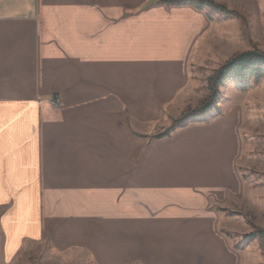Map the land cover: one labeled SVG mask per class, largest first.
I'll list each match as a JSON object with an SVG mask.
<instances>
[{"label":"crops","instance_id":"0c3cea01","mask_svg":"<svg viewBox=\"0 0 264 264\" xmlns=\"http://www.w3.org/2000/svg\"><path fill=\"white\" fill-rule=\"evenodd\" d=\"M164 1L0 0V199H16L7 245L71 227L62 244L101 246L106 264H238L222 221L242 191L236 120L160 138L138 126L181 100L208 19ZM63 193L79 211L58 228L43 199Z\"/></svg>","mask_w":264,"mask_h":264},{"label":"rangeland","instance_id":"374dc122","mask_svg":"<svg viewBox=\"0 0 264 264\" xmlns=\"http://www.w3.org/2000/svg\"><path fill=\"white\" fill-rule=\"evenodd\" d=\"M210 1L224 5L228 12L204 3L205 8L201 10L208 19L205 26L200 25L201 32L191 47L189 84L181 100L164 106L155 125L138 124L141 130L151 134L150 137L168 131L183 113L199 107L209 94L210 79L233 55L251 50L264 52V0ZM56 24L48 21V32L54 34ZM175 57L178 63V55ZM54 102L59 104V98H54ZM167 112L177 115L170 118ZM226 115L236 120L240 134L236 163L242 191L239 199L223 209L222 221L226 226L223 232L236 250L238 264H264V237L259 234L264 230V76L251 82L246 90L240 88L238 81L230 80L221 88L217 106L207 113L197 114L190 123ZM224 148L227 151V141H224ZM43 200L56 202L57 219L59 216L63 219L58 220V228L67 224V217L74 218L79 211L73 205L80 199L65 193L62 197ZM15 201V198L0 199V264H106L101 257V246L98 247L99 255L83 245L62 244L57 232H77L71 227L47 229L41 236L25 235L15 245H7L3 215ZM84 212L86 215V210ZM252 232L258 235L247 237Z\"/></svg>","mask_w":264,"mask_h":264},{"label":"trees","instance_id":"16d2710c","mask_svg":"<svg viewBox=\"0 0 264 264\" xmlns=\"http://www.w3.org/2000/svg\"><path fill=\"white\" fill-rule=\"evenodd\" d=\"M167 4L190 3L199 9L205 8L204 3L208 2L213 8L227 13V8L219 3L210 0H166ZM264 76V52L258 50L245 51L233 55L228 59L218 72L209 81V94L201 105L195 109H189L183 115L174 121L173 126L168 131L156 134L153 137L160 138L170 135L174 130L186 126L195 119L199 113H207L211 111L220 99L221 88L225 86L230 80L239 82L242 90H246L249 84L253 81H258ZM209 118L207 119V121ZM259 234L264 237V230ZM258 235L257 232H252L247 237L254 238Z\"/></svg>","mask_w":264,"mask_h":264}]
</instances>
